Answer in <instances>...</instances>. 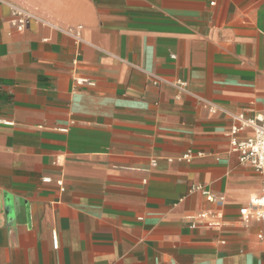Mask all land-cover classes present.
<instances>
[{
  "label": "crops",
  "instance_id": "1",
  "mask_svg": "<svg viewBox=\"0 0 264 264\" xmlns=\"http://www.w3.org/2000/svg\"><path fill=\"white\" fill-rule=\"evenodd\" d=\"M262 114L264 0H0V264H264L229 136Z\"/></svg>",
  "mask_w": 264,
  "mask_h": 264
},
{
  "label": "built area",
  "instance_id": "2",
  "mask_svg": "<svg viewBox=\"0 0 264 264\" xmlns=\"http://www.w3.org/2000/svg\"><path fill=\"white\" fill-rule=\"evenodd\" d=\"M13 16V25L14 27L19 31L23 32L28 24L30 23H37L43 26H51L48 22L42 20L41 18H38L37 16L33 15L32 13L17 7V6H10ZM64 34L73 37L76 39L79 43H83V40L81 38V35L79 32H73L72 30H60ZM147 76L151 80V82L155 86H162L163 84H169L176 88L180 93L193 95L188 87V83L184 80H176L174 82H168L161 77L146 72ZM76 85L82 86V85H88L92 86L93 81L87 78H76L75 80ZM197 98V96H195ZM233 119L237 122L235 124L229 133V136L231 138L230 146L232 152L238 153L240 157V163L246 166H249L253 168L257 173L264 176V114L255 116L254 118H246L242 115H233ZM1 124H5L7 126H13V122L2 120L0 119ZM251 128L253 130V135L250 137H247L245 139H239L238 135L243 132L245 129ZM186 160H189L192 158V153L189 152L184 157ZM152 165L156 166L157 161H152ZM48 181V179H45ZM200 193L202 196H204L209 202L216 203L220 206L225 204V198L223 196H220L206 188H204L202 185H193L190 190L189 194H196ZM253 208L251 207H243L240 210L242 221L246 224L251 223L252 221L260 222L264 225V180L262 184V190L261 194L258 198L254 199L252 201ZM199 219L205 220V219H221L222 214H212V213H203L199 215ZM220 222L217 220V222H211L209 225L215 226L219 225ZM193 228L196 227V225L192 226ZM264 234L260 235V238H263Z\"/></svg>",
  "mask_w": 264,
  "mask_h": 264
}]
</instances>
